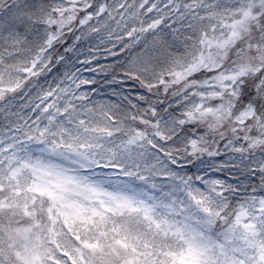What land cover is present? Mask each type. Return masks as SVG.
Returning a JSON list of instances; mask_svg holds the SVG:
<instances>
[{
  "label": "snow or ice",
  "instance_id": "snow-or-ice-1",
  "mask_svg": "<svg viewBox=\"0 0 264 264\" xmlns=\"http://www.w3.org/2000/svg\"><path fill=\"white\" fill-rule=\"evenodd\" d=\"M0 264H264V0H0Z\"/></svg>",
  "mask_w": 264,
  "mask_h": 264
}]
</instances>
